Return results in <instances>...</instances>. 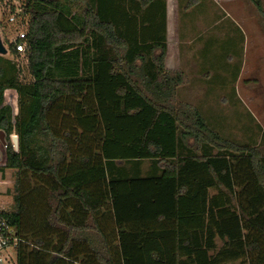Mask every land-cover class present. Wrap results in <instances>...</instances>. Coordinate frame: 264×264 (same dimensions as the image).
<instances>
[{"label":"trees","instance_id":"1","mask_svg":"<svg viewBox=\"0 0 264 264\" xmlns=\"http://www.w3.org/2000/svg\"><path fill=\"white\" fill-rule=\"evenodd\" d=\"M25 3L32 80L0 55L18 264H264V130L177 99L167 0Z\"/></svg>","mask_w":264,"mask_h":264},{"label":"crops","instance_id":"2","mask_svg":"<svg viewBox=\"0 0 264 264\" xmlns=\"http://www.w3.org/2000/svg\"><path fill=\"white\" fill-rule=\"evenodd\" d=\"M230 1L167 0L165 67L180 78L177 99L189 103H209L210 107L203 106V108L213 114L218 112V109H213L211 103L254 101V98L256 100L254 96L258 98L259 93L264 95V75L262 74L264 49H259L260 43L256 37L257 22L250 30L253 34L252 46L247 41L249 40L248 32L243 30L238 19H233L234 21H231L233 24L221 26L227 18L232 17L230 14L242 7L240 3L237 9L229 10L228 2ZM248 4L251 3L248 2ZM251 7L249 5L246 8L242 7L243 23L249 19ZM196 8L199 9L195 10ZM251 21L254 24V19ZM233 26L234 31L230 33V37L235 36L238 28L241 29L246 41L245 49L232 53L230 61L233 64H229L227 56H225L224 64H221L220 49H207V47L211 46L215 38L222 35L227 37L226 29L230 31ZM214 28H222L223 32L213 35ZM206 30L210 32V37L203 35ZM212 95L216 96V99H213ZM229 95L237 98L230 100ZM219 115L215 114V117H221ZM210 117L214 118L212 114Z\"/></svg>","mask_w":264,"mask_h":264},{"label":"rangeland","instance_id":"3","mask_svg":"<svg viewBox=\"0 0 264 264\" xmlns=\"http://www.w3.org/2000/svg\"><path fill=\"white\" fill-rule=\"evenodd\" d=\"M18 1H20V3H23L25 5L24 0H18ZM247 1L251 3L249 0H231L230 2H228V8L229 10H231L232 8L237 9L240 6V3L242 7L246 8L248 5L249 7H251L253 4L252 3L248 4ZM242 7H240L237 12H235L236 11L235 10L233 14H230L232 17L227 18V20L223 22L221 26H225L230 23L233 24L232 23L234 21L233 19L235 20L238 19L240 22L239 24L241 25L243 30L246 33L248 32L247 37L249 40L247 41H249V45L252 46L253 34L250 30L255 27L256 22H257V30H256L257 36L256 37L258 39V42L260 43L259 49H264V18L262 17L260 13L257 14L258 10L253 5L254 8L251 7L252 10L250 8L251 13L248 15L249 19H246L245 23H243L244 20H243V17L241 16L243 14ZM198 9L199 8H196L195 10H198ZM29 16L30 15L28 14L27 19H29ZM3 18H4V15L0 8V35L4 37L5 44L9 49L8 54L5 55L4 57L13 59L18 64V67L20 68V79L24 82H29L32 80V76L29 71V63L27 59L23 57V55H20L13 51L14 49L13 45L12 44L10 45L8 41H9V38L12 37L14 28L7 27L3 29L2 28L3 23H4V21L2 20ZM253 19H254V24L251 21ZM226 30H227V37H224V35H222L221 37L215 38L212 41L211 46L207 47V49L209 48L210 49H220L221 51L220 63L224 64L225 56H227L229 64H233L230 61V57H232V53H236V51L239 52V51H242V49H245L246 41H245V37L241 29L238 28V30L235 33V36L233 37H230V33L234 31V26L232 30L230 31H228V29ZM212 32H213V35L219 32L222 33L223 29L214 28L212 29ZM203 35H205L206 37H210V32L206 30L203 33ZM226 49H227V52H226ZM235 65H237V63ZM262 74L264 75V71H262ZM10 93H11L10 90L5 92L6 102L7 100L10 99ZM255 94H257L256 91H255ZM211 97H213V99H216V96L214 95H212ZM254 97H256V100L254 98V101H240L238 103H234L233 101L211 103V105L213 106V109L221 110L222 111L221 113L224 114V116L221 115L222 122L223 120H225V125L229 128V129H225L223 131L224 133L238 140H247L248 135L250 133H253L254 136H257L256 138L258 142L261 141V136L264 130V95H262V93H259L258 98L257 96H254ZM228 98L232 100L237 97H233L232 95H229ZM193 104L210 107L209 103H200V102L197 103L196 102ZM4 173H5L4 174L5 179L8 181H11L9 183H12V181H14L13 170L7 169L6 171H4ZM13 184H10V185L13 186ZM8 185H9L8 183H3L1 186L2 191H4L8 187ZM12 186H10L9 188H11ZM3 197H4L3 198L4 202L7 205L12 206V203H13L12 196L3 193Z\"/></svg>","mask_w":264,"mask_h":264},{"label":"built area","instance_id":"4","mask_svg":"<svg viewBox=\"0 0 264 264\" xmlns=\"http://www.w3.org/2000/svg\"><path fill=\"white\" fill-rule=\"evenodd\" d=\"M0 8L4 15V18L2 19L4 21L2 28H14L12 37L9 38L8 41L9 44H12L13 48L16 49L18 54L23 55V57H25L28 61V56L30 54V46L28 41L29 19H27L28 17L25 13V5L23 3H20V1L18 0H0ZM2 39L5 44L4 37H2ZM8 90H10L11 93L10 99L6 102L5 92ZM4 104H9L12 107L13 123L15 124V117L19 112V93L15 88L5 89ZM15 134H17V132L14 129L13 133L10 135V142L12 143V145V136ZM6 141V143H3L0 138V167L6 166L7 164V135ZM4 174V171L0 170V264H18L17 247L19 245L21 236L19 234L18 228L10 223L8 218L5 216V212L9 211L10 206L7 205L3 200V193H7L8 188L12 186L10 184H13L14 181H12V183H9L11 181L6 180ZM3 183L9 184L4 191H2L1 189Z\"/></svg>","mask_w":264,"mask_h":264},{"label":"water","instance_id":"5","mask_svg":"<svg viewBox=\"0 0 264 264\" xmlns=\"http://www.w3.org/2000/svg\"><path fill=\"white\" fill-rule=\"evenodd\" d=\"M9 52V49L7 46L4 44V41L0 35V55H7ZM0 138L3 141V143H6V132L3 129H0ZM12 142L14 145V149L16 151L19 150L20 144H19V135L15 134L12 136Z\"/></svg>","mask_w":264,"mask_h":264}]
</instances>
